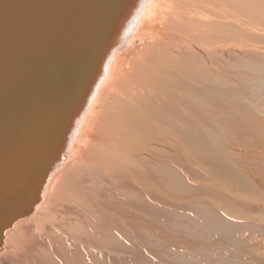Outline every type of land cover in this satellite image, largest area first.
I'll use <instances>...</instances> for the list:
<instances>
[{
  "label": "bare ground",
  "instance_id": "6f19581e",
  "mask_svg": "<svg viewBox=\"0 0 264 264\" xmlns=\"http://www.w3.org/2000/svg\"><path fill=\"white\" fill-rule=\"evenodd\" d=\"M106 9L0 264H264L260 196L215 147L264 152V0Z\"/></svg>",
  "mask_w": 264,
  "mask_h": 264
},
{
  "label": "water",
  "instance_id": "95a60500",
  "mask_svg": "<svg viewBox=\"0 0 264 264\" xmlns=\"http://www.w3.org/2000/svg\"><path fill=\"white\" fill-rule=\"evenodd\" d=\"M108 3L0 0V208L14 197L5 208L8 217L0 223V234L20 214L17 204L41 184L44 166L51 163L56 141L46 160L42 156L99 36ZM22 123L25 138L12 140Z\"/></svg>",
  "mask_w": 264,
  "mask_h": 264
},
{
  "label": "rangeland",
  "instance_id": "374dc122",
  "mask_svg": "<svg viewBox=\"0 0 264 264\" xmlns=\"http://www.w3.org/2000/svg\"><path fill=\"white\" fill-rule=\"evenodd\" d=\"M228 137V136H227ZM234 137L235 136H229L228 137V139H230L229 140V142L227 143L230 147H233V143H231V141H234ZM235 139L236 140H238V139H240V140H244V137L243 136H241V137H238V136H236L235 137ZM216 147V149L218 150V152L219 153H221L222 155H224V157H225V159H227V161H228V164H229V167H230V169H231V171L234 173V175H235V177H236V179L238 178L239 179V181H237V183H240L241 184V180L244 182V183H246L247 184V186L249 187V189L250 190H252V191H254V192H256L257 194H259V199L257 200L258 201V203H259V205L258 206H262L263 205V210H264V168H260L261 166H260V164L258 163L260 160H261V158L263 157V155H264V152H263V154L261 153L260 155L258 154V155H255V154H257L255 151H251V150H242V149H237V147H236V149L234 148L233 150L234 151H236L237 152V154L238 155H240L242 158H246V160H248V158L250 157H256V158H258L255 162H249V165H247V162L244 160V159H242V160H240L239 161V163L240 164H238L236 161H232V158H228L226 155H225V153L223 152V150L222 149H220L219 147H217V146H215ZM235 152V153H236ZM252 153V154H251ZM249 158V159H250ZM258 161V162H257ZM234 163V164H233ZM237 163V164H236ZM253 163V164H252ZM255 163V164H254ZM242 164H244V165H242ZM258 166H257V165ZM246 165L248 166V168H249V166H250V169H246ZM235 167V168H234ZM210 168H212L211 166H210ZM216 169V168H215ZM240 169V170H239ZM238 170V171H237ZM238 173V174H237ZM256 173V174H255ZM256 175H258V176H256ZM261 177V178H260ZM262 179V180H261ZM246 181V182H245ZM244 189V188H243ZM243 189H237V190H235V191H233V192H237V193H241L242 192V194H243ZM259 190V191H258ZM240 191V192H239ZM244 194H246L247 195V193H244ZM247 236V234H243V235H241V237H246ZM259 238V236H257V235H255V236H253V237H251L250 238V241H253L254 243H252V244H250V245H246L247 246V248L248 247H255V246H259L260 247V245L261 244H258V243H261V241L259 242L258 240H256V239H258ZM256 242V243H255ZM258 242V243H257ZM250 243V242H249ZM253 245V246H252ZM261 254V255H260ZM257 255L258 256H260L261 258V261H264V247L263 248H261L260 247V249L257 251Z\"/></svg>",
  "mask_w": 264,
  "mask_h": 264
}]
</instances>
